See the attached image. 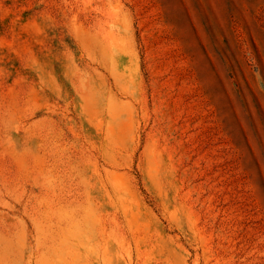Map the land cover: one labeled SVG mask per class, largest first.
<instances>
[{
	"label": "rangeland",
	"instance_id": "1",
	"mask_svg": "<svg viewBox=\"0 0 264 264\" xmlns=\"http://www.w3.org/2000/svg\"><path fill=\"white\" fill-rule=\"evenodd\" d=\"M0 264H264V0H0Z\"/></svg>",
	"mask_w": 264,
	"mask_h": 264
}]
</instances>
